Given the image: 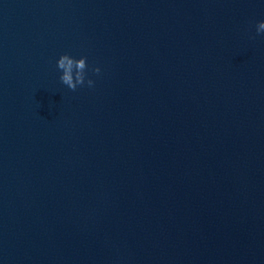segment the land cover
I'll return each instance as SVG.
<instances>
[{
	"label": "water",
	"instance_id": "water-1",
	"mask_svg": "<svg viewBox=\"0 0 264 264\" xmlns=\"http://www.w3.org/2000/svg\"><path fill=\"white\" fill-rule=\"evenodd\" d=\"M260 20L264 0H0V264H264Z\"/></svg>",
	"mask_w": 264,
	"mask_h": 264
},
{
	"label": "clouds",
	"instance_id": "clouds-1",
	"mask_svg": "<svg viewBox=\"0 0 264 264\" xmlns=\"http://www.w3.org/2000/svg\"><path fill=\"white\" fill-rule=\"evenodd\" d=\"M257 34H264V20H260L256 24ZM57 68L61 70L60 80L69 89L75 91L78 85L85 84L86 69L88 67L86 57L81 56L75 58L67 53L59 56L57 60ZM97 74L100 72L99 67L93 69ZM87 85L92 87L94 81L92 79L87 80Z\"/></svg>",
	"mask_w": 264,
	"mask_h": 264
}]
</instances>
